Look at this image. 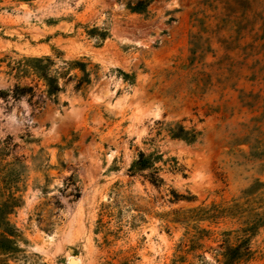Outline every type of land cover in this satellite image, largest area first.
<instances>
[{
  "label": "rangeland",
  "instance_id": "1",
  "mask_svg": "<svg viewBox=\"0 0 264 264\" xmlns=\"http://www.w3.org/2000/svg\"><path fill=\"white\" fill-rule=\"evenodd\" d=\"M137 1L0 0V264H264V0Z\"/></svg>",
  "mask_w": 264,
  "mask_h": 264
},
{
  "label": "trees",
  "instance_id": "2",
  "mask_svg": "<svg viewBox=\"0 0 264 264\" xmlns=\"http://www.w3.org/2000/svg\"><path fill=\"white\" fill-rule=\"evenodd\" d=\"M27 1V0H26ZM151 0H138L132 7L131 10H135L138 12H144ZM34 66H32V70L38 74V77L44 79L46 82V86L48 88L49 95H55L60 91L57 79L52 77L49 72V65L51 61L48 57L45 58H34L30 59ZM83 71V69H81ZM88 83V81H86ZM83 81L78 82L77 88L80 89L82 87ZM31 91V89H29ZM15 94L18 96L20 92H24V89H18L15 87ZM171 136L173 138L186 139L189 140L190 137L193 138V135H190L183 128L178 127L171 131ZM134 167L138 169H149L151 168V173H149L146 178L153 184L158 185L162 183V179L159 176L158 168L154 167V159L152 155L146 156L142 152L139 153L138 159L134 164ZM20 200L14 196H8L4 200L0 201V252L7 251L11 252L13 249V239L17 236V229L14 225L10 224L7 219V215L11 214L12 211L19 206ZM260 221L264 224V217L260 219ZM242 243H246V239H243ZM249 253L248 247L245 246H237L234 249H231L226 255V261L224 264H234L238 261H241L244 257H247Z\"/></svg>",
  "mask_w": 264,
  "mask_h": 264
},
{
  "label": "bare ground",
  "instance_id": "3",
  "mask_svg": "<svg viewBox=\"0 0 264 264\" xmlns=\"http://www.w3.org/2000/svg\"><path fill=\"white\" fill-rule=\"evenodd\" d=\"M145 110H147V109H145ZM200 174H201V173H200ZM200 174H199V175H200ZM70 263H71V264H75V261L71 260Z\"/></svg>",
  "mask_w": 264,
  "mask_h": 264
}]
</instances>
